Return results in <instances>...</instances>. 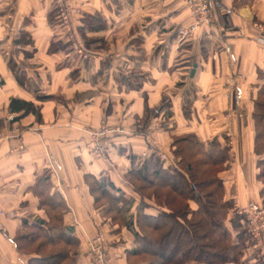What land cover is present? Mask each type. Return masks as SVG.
I'll list each match as a JSON object with an SVG mask.
<instances>
[{
    "label": "crops",
    "instance_id": "1",
    "mask_svg": "<svg viewBox=\"0 0 264 264\" xmlns=\"http://www.w3.org/2000/svg\"><path fill=\"white\" fill-rule=\"evenodd\" d=\"M221 1L234 12H214L181 35L193 21L185 0H68L76 9L69 30L51 12L54 0H0V47L12 48L20 31L31 41L10 53L20 81L0 50V209L15 214H0L4 264H25L13 241L21 217L47 218L30 190L44 168L83 251L97 228L109 229L106 204L94 205L84 174L125 187L124 172L143 161L151 166L152 151L170 150L173 135L225 136L231 153L219 173L223 197L238 207L259 199L253 112L264 87V0ZM96 12L106 26L80 31L82 17ZM59 40L69 44L49 49ZM11 97L31 100L39 113L9 111ZM155 108L158 130L112 136L107 158L91 152L87 129L144 124ZM116 231L106 234L108 256L126 264L133 236L124 226Z\"/></svg>",
    "mask_w": 264,
    "mask_h": 264
},
{
    "label": "trees",
    "instance_id": "2",
    "mask_svg": "<svg viewBox=\"0 0 264 264\" xmlns=\"http://www.w3.org/2000/svg\"><path fill=\"white\" fill-rule=\"evenodd\" d=\"M51 12L57 11L54 8ZM105 22L100 13H87L79 29L102 28ZM26 36L20 31L13 41L30 43ZM68 44L51 41L49 49ZM7 58L20 81L13 55ZM259 93L253 112V149L260 182L257 201L264 205V87ZM7 109L39 113L34 102L18 97L10 98ZM170 144L162 158L152 151L151 166L143 161L125 171V187L117 186L104 174H84L94 205L106 204L103 221L107 228L117 232L124 226L132 233V244L124 249L126 264H264L260 250L248 237L238 206L232 198L223 197L224 181L219 173L231 153L226 137L215 135L203 141L195 132H186L173 135ZM49 175L44 168L30 189L47 218L21 217L14 231V246L25 257V264H86L75 227L64 225L61 217L68 206L61 192L51 189ZM105 243L108 252L109 242Z\"/></svg>",
    "mask_w": 264,
    "mask_h": 264
},
{
    "label": "built area",
    "instance_id": "3",
    "mask_svg": "<svg viewBox=\"0 0 264 264\" xmlns=\"http://www.w3.org/2000/svg\"><path fill=\"white\" fill-rule=\"evenodd\" d=\"M187 3V6L189 7L191 16H192V22L187 27L180 29L181 35H186V33H189L193 30H195L196 26L204 21H208V18L213 14L214 12L219 13H227L232 14L234 12V9L230 5H226L221 0H185ZM54 5L58 11L59 20L61 21V24L64 25L67 30L71 29V14H73V11H75V8L73 6H70L68 3V0H54ZM9 17L11 15H8ZM7 22V21H6ZM259 25V24H258ZM73 34H70V39L75 45L76 42L73 40ZM13 46V47H12ZM12 48H10L9 45H6L4 48V53L6 56H10L12 54L13 48H20V44H12ZM160 114L159 109L155 108L153 117L148 124L146 125H140L138 128L143 127V129L146 128V131L151 132L153 130H158V127L160 126L159 120L157 119ZM241 115V112L238 113ZM137 128L134 126L133 128H126L119 124H110L103 122L101 125L97 127H92L87 129V134L89 135V142L88 147H90V150L93 154L97 156H102L103 158H107V150L108 145L110 144V139L112 136L116 135L118 133H128L131 131H135ZM229 134V132L227 131ZM146 141L148 143H154L153 137L147 133ZM22 148V147H21ZM145 154V153H144ZM165 156L164 151H159V158H162ZM192 187L195 188V186L192 184ZM237 212L244 217V220L246 221V231L249 235L250 239L253 242L254 247L259 251V257L264 262V205H262L259 201L255 200H249L246 202L242 207L239 206L238 209H236ZM1 215H6L9 217L14 216L13 211L9 210H0ZM106 234L105 230L101 229V227L97 228L96 232L93 236L88 237V245L87 250L85 251L89 261L92 264H110V256H108V252L106 250ZM0 264H4L0 260Z\"/></svg>",
    "mask_w": 264,
    "mask_h": 264
},
{
    "label": "rangeland",
    "instance_id": "4",
    "mask_svg": "<svg viewBox=\"0 0 264 264\" xmlns=\"http://www.w3.org/2000/svg\"><path fill=\"white\" fill-rule=\"evenodd\" d=\"M55 9H56V7H54ZM76 10V9H75ZM56 11H57V9H56ZM73 12H75V11H73ZM56 15H57V18L59 19V16H58V11L56 12ZM60 21V20H59ZM14 43H16L17 44V42H15V41H13V43L12 44H14ZM18 44H20V43H18ZM9 45V44H8ZM6 46V45H5ZM4 48L5 47H0V50H2V55H4V56H6V54H3L4 53ZM6 57H8V56H6ZM160 116V115H159ZM158 117V116H157ZM153 117H150V119L147 121V124H148V122L152 119ZM158 120H159V123L161 124V119L158 117L157 118ZM146 124V125H147ZM122 126V125H121ZM136 127L137 129L136 130H138L139 128H138V124H133V125H131L130 127H127V128H133V127ZM124 127V126H123ZM158 128H160V127H158ZM135 130V131H136ZM131 132H133V131H131ZM107 157H108V155H107ZM193 188V187H192ZM194 190H196V188H193ZM0 210H2V209H0ZM6 216V215H5ZM8 218H10L9 216H8ZM96 232V231H95ZM105 234H107V231L105 230ZM93 235H94V233H93ZM93 235H89L88 237H90V236H93ZM88 237H87V239H86V241L84 242V244H85V247H84V255H86V253H85V251L87 250V245H88ZM106 238H107V236H106ZM107 240V239H106ZM85 262H86V264H92L90 261H89V259L87 258V257H84V259H83ZM110 262V261H109ZM110 264H111V262H110Z\"/></svg>",
    "mask_w": 264,
    "mask_h": 264
}]
</instances>
